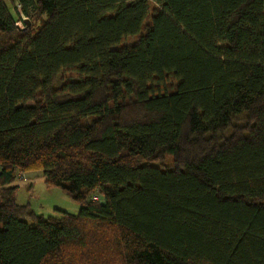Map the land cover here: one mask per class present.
<instances>
[{
  "label": "trees",
  "instance_id": "obj_1",
  "mask_svg": "<svg viewBox=\"0 0 264 264\" xmlns=\"http://www.w3.org/2000/svg\"><path fill=\"white\" fill-rule=\"evenodd\" d=\"M9 2L0 264H264V0ZM33 170L79 212L16 202Z\"/></svg>",
  "mask_w": 264,
  "mask_h": 264
},
{
  "label": "rangeland",
  "instance_id": "obj_2",
  "mask_svg": "<svg viewBox=\"0 0 264 264\" xmlns=\"http://www.w3.org/2000/svg\"><path fill=\"white\" fill-rule=\"evenodd\" d=\"M4 1L11 15L16 17L15 9L9 0ZM19 19L18 25L21 26L23 21L20 15ZM134 42H137V38L135 37L126 40L125 44ZM162 164L169 166L171 160L166 158ZM11 185L16 186V202L24 205L27 204L36 214L57 217L62 212L74 215L79 212L80 204L67 196L60 188L47 186L40 170L18 172ZM92 198L96 201L103 202V197L99 193H94Z\"/></svg>",
  "mask_w": 264,
  "mask_h": 264
},
{
  "label": "built area",
  "instance_id": "obj_3",
  "mask_svg": "<svg viewBox=\"0 0 264 264\" xmlns=\"http://www.w3.org/2000/svg\"><path fill=\"white\" fill-rule=\"evenodd\" d=\"M16 7L19 9L20 8V4L16 3ZM19 15H20L22 21L27 19L21 12L19 13ZM20 28H23V24L20 26Z\"/></svg>",
  "mask_w": 264,
  "mask_h": 264
}]
</instances>
